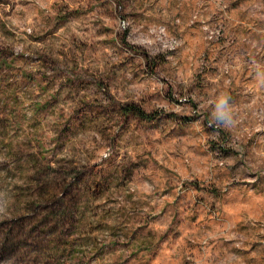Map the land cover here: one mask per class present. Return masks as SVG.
<instances>
[{"label":"rangeland","instance_id":"obj_1","mask_svg":"<svg viewBox=\"0 0 264 264\" xmlns=\"http://www.w3.org/2000/svg\"><path fill=\"white\" fill-rule=\"evenodd\" d=\"M261 71L264 0H0V264H264Z\"/></svg>","mask_w":264,"mask_h":264},{"label":"clouds","instance_id":"obj_2","mask_svg":"<svg viewBox=\"0 0 264 264\" xmlns=\"http://www.w3.org/2000/svg\"><path fill=\"white\" fill-rule=\"evenodd\" d=\"M255 82L258 87H264V71L259 72L255 77ZM230 101L231 97L224 92L219 93L215 97L212 101L210 125L212 123L222 127H231L235 125L236 120L234 118L233 106Z\"/></svg>","mask_w":264,"mask_h":264},{"label":"trees","instance_id":"obj_3","mask_svg":"<svg viewBox=\"0 0 264 264\" xmlns=\"http://www.w3.org/2000/svg\"><path fill=\"white\" fill-rule=\"evenodd\" d=\"M121 113L124 115H132L135 118H138L140 120H148L150 119V116L142 112L138 107L135 105H129L125 107L120 108Z\"/></svg>","mask_w":264,"mask_h":264}]
</instances>
